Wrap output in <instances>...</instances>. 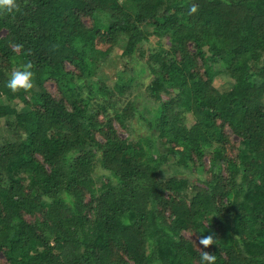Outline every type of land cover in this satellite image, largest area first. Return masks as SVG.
Instances as JSON below:
<instances>
[{
    "label": "trees",
    "instance_id": "trees-1",
    "mask_svg": "<svg viewBox=\"0 0 264 264\" xmlns=\"http://www.w3.org/2000/svg\"><path fill=\"white\" fill-rule=\"evenodd\" d=\"M16 2L19 12H0V264H200V250L216 264H264V0ZM149 37L166 48L149 60L146 88L159 101L150 143L166 155L118 135L113 121L125 128L137 114L133 103L116 107L133 78L119 71L109 88L96 64L115 47L132 56ZM29 61L33 88L13 93L11 70ZM215 67L241 86L237 104L214 88ZM226 124L240 140L233 161ZM168 158L212 177L160 181L153 171ZM184 232L216 242L197 250Z\"/></svg>",
    "mask_w": 264,
    "mask_h": 264
},
{
    "label": "rangeland",
    "instance_id": "rangeland-1",
    "mask_svg": "<svg viewBox=\"0 0 264 264\" xmlns=\"http://www.w3.org/2000/svg\"><path fill=\"white\" fill-rule=\"evenodd\" d=\"M85 22L89 25L90 23L85 20ZM142 30H147L151 32L150 28L143 27ZM7 29H0V39L4 38L7 35ZM157 39L154 37H149L147 41H143L142 43L137 45V48L135 50V53L132 54V56H125L123 55V51L121 48L115 47L112 51L110 56L108 58H98L96 59V64L101 66L104 62L105 65L98 71L99 76H101V82L111 88L115 82V74L119 71L125 70L129 77L133 78L132 85L129 87L130 91L125 95L123 100H120L118 98V104L116 107H119L120 110H123L124 108L128 107L129 104L133 103L137 108V114L134 116L132 120H130L125 128H121L118 124V122L113 121V125L115 126L118 135L122 138L127 140L129 144H135L139 143L140 140L144 143L149 144L152 151L159 150V153L166 155V149L162 144H160L159 141H155V143H150L151 139L153 137V132H150L149 127L146 123L150 119V110L152 108H155L156 105L159 103L154 97L150 96L146 92V88L150 81L152 80V76H150L149 72V65L148 62L152 55H157L159 51L163 52L166 50L164 47L163 49H159L157 51ZM97 47L101 48L102 50H105L107 46L102 45L99 41L96 42ZM262 62L264 63V56L262 58ZM71 67L67 65V69H70ZM72 69V68H71ZM216 71V79L214 81V88L220 93L222 97L230 101L232 100L233 103L237 104L238 100L242 97V88L241 86H233L232 81L224 76L223 71L224 69L221 68L218 69L217 67L214 68ZM12 71V70H11ZM44 89L52 94L53 96H57L56 90H55V84L53 82H46L44 83ZM174 97V93L170 94H160L159 98L162 101H168ZM18 102H15V105H18ZM200 108L203 110H206L208 112V105L205 103H200ZM13 106V105H12ZM22 104L20 103L19 107H21ZM15 107V106H14ZM227 112V111H225ZM101 113V112H100ZM230 115L227 114L226 118L227 121L228 117ZM191 115L187 116V120H191ZM104 117L102 116L100 118V122L104 121ZM191 123V121H190ZM3 131V128H2ZM224 133L226 134L227 138V144H226V151H225V157L233 161L235 156L237 155L238 148L240 145V140L233 134L231 131V128L228 124L224 126ZM10 136L11 133H9ZM5 136V135H4ZM98 142H102V138L100 137L98 139ZM10 142L14 144V149L18 150V145L16 144V140L13 138H10ZM210 156H207L205 159L206 163V169L209 164V158ZM212 170H210L206 174H195L194 170H187L180 162H175L173 160L164 159L161 160V162H158V164L155 166V169L153 171V175L158 180H166V179H177V180H189L193 183L196 182L197 179L203 180L206 178L207 180L212 177ZM97 177L102 178L106 176L107 173H104L100 170V168L96 171ZM201 175V176H200ZM228 172L225 170L223 173V178L227 180ZM7 178L6 176L4 177ZM227 182V181H225ZM244 187V186H243ZM243 187L240 186L242 189ZM101 190V189H99ZM4 197L0 196V202L4 203L7 202ZM240 200V199H239ZM217 208L216 202H213L209 206L210 211H215ZM61 216L65 217L68 216L65 212L61 213ZM182 236L191 243L197 250L201 249L202 246L199 245V239L190 232H184ZM109 252L105 250L101 255L106 259V261L109 259L107 258ZM4 261L3 256L0 254V262Z\"/></svg>",
    "mask_w": 264,
    "mask_h": 264
},
{
    "label": "clouds",
    "instance_id": "clouds-1",
    "mask_svg": "<svg viewBox=\"0 0 264 264\" xmlns=\"http://www.w3.org/2000/svg\"><path fill=\"white\" fill-rule=\"evenodd\" d=\"M197 6L193 5L189 10V15L197 12ZM20 7L17 4L16 0H0V12L6 14H12L14 12H19ZM12 47L15 50H21L23 45L13 44ZM34 65L32 62H27L22 66L15 68L11 71L9 79L6 82V87L13 93L18 91H29L33 88V78L34 72L32 71ZM211 234L202 236L199 239V245L204 249L209 248L215 244ZM200 264H216V255L211 254L207 251L200 250Z\"/></svg>",
    "mask_w": 264,
    "mask_h": 264
}]
</instances>
